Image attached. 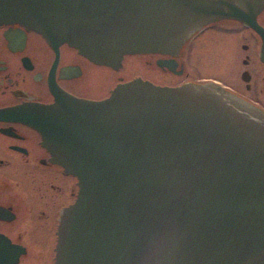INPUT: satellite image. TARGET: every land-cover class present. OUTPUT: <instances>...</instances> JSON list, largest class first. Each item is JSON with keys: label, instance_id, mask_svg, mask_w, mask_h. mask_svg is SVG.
Wrapping results in <instances>:
<instances>
[{"label": "water", "instance_id": "95a60500", "mask_svg": "<svg viewBox=\"0 0 264 264\" xmlns=\"http://www.w3.org/2000/svg\"><path fill=\"white\" fill-rule=\"evenodd\" d=\"M263 6L0 0V25L118 69L126 55H177L205 23L233 17L256 27L264 61ZM55 95L37 125L78 191L61 213L54 264H264V111L213 81L135 77L101 100Z\"/></svg>", "mask_w": 264, "mask_h": 264}, {"label": "flooded vegetation", "instance_id": "af4514ba", "mask_svg": "<svg viewBox=\"0 0 264 264\" xmlns=\"http://www.w3.org/2000/svg\"><path fill=\"white\" fill-rule=\"evenodd\" d=\"M255 21L264 29V6ZM261 43L256 27L220 17L199 28L177 55H126L124 59L145 57V66L140 67L142 73L124 76L118 73L123 64L117 69L96 63L72 46L48 44L22 25H0V264H54L61 213L76 198V177L53 158L37 125L42 108L56 102L55 92L101 100L117 83L135 77L171 86L213 81L264 111ZM202 52L222 56L227 82L216 78L159 80L183 75L191 53ZM159 59L173 60L175 67L159 66ZM110 73L115 82L108 87Z\"/></svg>", "mask_w": 264, "mask_h": 264}, {"label": "rangeland", "instance_id": "374dc122", "mask_svg": "<svg viewBox=\"0 0 264 264\" xmlns=\"http://www.w3.org/2000/svg\"><path fill=\"white\" fill-rule=\"evenodd\" d=\"M203 52L198 56L194 53H191V57H189V62L186 65V69L183 75H166L163 76V78H159V80L162 82L165 81L173 83L185 80L187 78H192L196 81L200 79L204 80L207 78H216L218 80L221 79L223 81H226V78L229 77V74L223 69L224 65L222 63V56L217 55L216 57H211ZM144 59L145 57L141 55L126 57L123 62V67L118 73L124 76H131L133 73H142V69H140V67L145 66ZM111 76L112 74L107 75L108 87L115 82V80L111 79ZM223 76L226 78H224Z\"/></svg>", "mask_w": 264, "mask_h": 264}]
</instances>
